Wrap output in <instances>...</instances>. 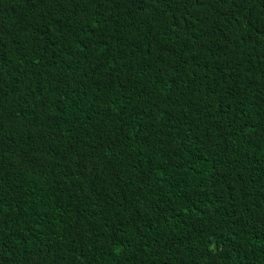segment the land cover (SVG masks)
<instances>
[{
  "label": "trees",
  "instance_id": "trees-1",
  "mask_svg": "<svg viewBox=\"0 0 264 264\" xmlns=\"http://www.w3.org/2000/svg\"><path fill=\"white\" fill-rule=\"evenodd\" d=\"M0 264H264V0H0Z\"/></svg>",
  "mask_w": 264,
  "mask_h": 264
}]
</instances>
